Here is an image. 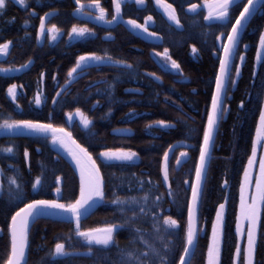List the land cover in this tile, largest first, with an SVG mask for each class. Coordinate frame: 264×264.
<instances>
[{
	"label": "trees",
	"instance_id": "obj_1",
	"mask_svg": "<svg viewBox=\"0 0 264 264\" xmlns=\"http://www.w3.org/2000/svg\"><path fill=\"white\" fill-rule=\"evenodd\" d=\"M205 1L209 0H164L175 11L177 25L156 0H144L142 6L125 1L115 20L113 0H98L105 12L103 21L87 7L96 0H79V4L77 0H26V7L6 0L0 10V44L10 43L7 53L0 56V69L12 71L0 72V124L19 120L50 124L62 128L71 139L61 132L0 129V149H13L0 151V264L9 254V226L17 211L35 200L70 204L80 197V171L59 141L52 144L56 134L65 136L71 147L74 140L84 148L100 170L103 199L81 214L79 230L119 227L108 248L92 246L76 234L74 220L63 218L66 213L48 211L28 229L25 264H178L220 51L247 3L238 0L239 6H230L227 21L208 23L203 10L187 11ZM80 5L83 8L77 12ZM149 17L150 23L146 22ZM41 18L46 28L55 26L61 32L55 42L40 34ZM129 20L147 31L134 28ZM74 26L87 28L91 34L69 42ZM261 34L264 4L234 51L199 202L197 244L189 264H206L221 204L220 264H234L240 183L264 102V50L256 63ZM165 50L179 65L178 73L168 72L155 60L154 55ZM81 56L100 59L86 61L69 77ZM13 85L21 88L14 101L7 95ZM77 110L90 121L87 127L76 119L68 122L67 116ZM158 121L168 126L161 127ZM121 150L135 152L138 160L105 163L99 158L102 152ZM182 153L186 155L180 160ZM13 179L16 184L10 183ZM38 179L40 184L34 189ZM169 217L177 221V227L164 224ZM58 243L64 244L67 255H54ZM127 253L133 254L132 260ZM238 264H243L242 256ZM254 264H264V204Z\"/></svg>",
	"mask_w": 264,
	"mask_h": 264
},
{
	"label": "snow or ice",
	"instance_id": "obj_2",
	"mask_svg": "<svg viewBox=\"0 0 264 264\" xmlns=\"http://www.w3.org/2000/svg\"><path fill=\"white\" fill-rule=\"evenodd\" d=\"M14 3L19 4L21 7H26V0H13ZM137 4L143 5L144 0H136ZM79 4V0H77ZM158 6L163 7L166 14L168 15V19L177 23L179 25V21L177 20L175 11L171 9V5L166 4L164 0H156ZM113 4L115 7L116 15L112 17L113 20L117 18L120 13V5L121 0H113ZM264 4V0H247V3L244 4L243 10L240 11L239 17L236 18L235 24L232 25L231 33L228 35V44L224 46V57L220 61V74L216 78V92L212 97V108L208 113L207 126L204 129L203 133V143L200 147V156L199 163L196 166L195 174L196 179L195 182L191 184L192 189V198L191 202L188 205V215H189V223L186 231L185 237V246L183 249V255L180 257V264H187L186 257L189 255L197 235V229L195 227L196 214H197V204L199 197L201 195V187H202V178L205 169V164L207 157L209 155V148L212 142L213 133L215 126L217 124L218 119V111L220 110L221 105V92L225 85V75L228 69L229 56L232 54L233 47L236 44L237 36L239 34L240 28L243 22L256 11L258 5ZM232 5H238V0H215L214 4L206 5L209 7V15L205 17L206 20H225L229 18V8ZM96 8L99 10L100 15L96 17L98 20L105 19L104 9L100 6L98 0L95 2ZM6 7V0H0V10H3ZM83 8V5L77 8V12H80ZM192 11L196 10V6L193 5ZM151 20V17L148 18ZM106 23H111L112 21H105ZM129 24H131L134 28H141V25L136 24L135 21L129 20ZM142 31H147L146 28H142ZM45 31V20L41 18L40 24V34L42 35ZM48 33L52 35L56 33L58 29L53 26L47 29ZM88 31L87 28H72V34L76 36H83ZM152 35V33H149ZM55 35H52V39H55ZM10 43V42H9ZM9 43L0 44V55L7 53L9 48ZM260 49L264 50V34L260 36ZM196 49H193L195 53ZM159 55V53H157ZM262 53H257V59L261 58ZM165 58H167V50L164 53ZM100 57L96 56H81L77 62L76 66L72 68L68 76L72 77L73 74L77 71V69H81L82 66L88 60H99ZM243 59V57H241ZM119 63V62H117ZM27 65H25L26 67ZM173 68H179V65L176 64L175 61L172 62ZM12 71V69H0V72H8ZM237 74H239V69H237ZM235 83V81H233ZM8 94L13 99L16 96V86L13 85L8 89ZM37 105L41 103L40 96H37L35 99ZM77 115L80 116L81 122L85 127H87L90 121L85 117L82 113L77 110ZM161 127H166L163 121H158ZM0 129L7 130L8 132H13L14 130L24 129L30 132H61L64 133L62 128L56 129L53 128L50 124H40L34 123L32 121L27 120H19L0 124ZM257 135L256 140L253 142V152L252 156L249 157L248 160V168L245 169L244 172V184H251L253 177L249 169L257 163L256 158V145L261 141H264V109L261 110L260 120L257 127ZM65 136H68L71 139L68 133H64ZM57 141L61 143V145L65 148V150L72 157L75 162L77 168L80 171V197L74 203L64 204L59 203L56 200H35L31 203L25 205V207L21 208L11 217L10 224V250L9 254L4 261V264H24L26 249L28 247V229L29 224L41 215H47L49 213L44 210H58L64 213H70L71 218L76 222L77 226V235L85 240V242L89 245L95 244L103 246L104 248H108L111 245L113 240V232L114 229L119 227V225H112L110 227L105 228H96L90 231H80V218L82 214V210H87L92 206V202L94 200H102L103 192L101 189V179H100V170L96 166V162L93 158L88 154V152L81 148L80 145L76 144L73 140L71 143L75 145V148L69 147L65 141L57 136H53V143L55 144ZM0 151L11 153L13 151L12 148L0 149ZM25 158L28 157V152L25 151ZM101 157L106 162L112 161H131L134 157H136L135 152H102ZM182 156L186 155V153H182ZM165 159V167L163 169L165 182L168 180V170H167V159L168 153L164 154ZM179 163V161H177ZM11 184H16V181L13 179L10 181ZM57 183H60L59 178H57ZM185 183H188L185 181ZM40 184V180L38 179L33 188L35 189L37 185ZM244 184L241 186V205H240V215L237 218V237L238 240L240 237L246 235V246H241L238 242L235 250V259L234 264L238 261L241 256L243 257V264H253V255L256 250V231L257 224L260 220L261 214V205L264 204V156L259 158V175L255 178V191L254 193L246 196L244 193ZM57 193L60 192V188L56 189ZM113 203H123L122 201H113ZM223 209L224 205L221 204L219 210L216 215V223L213 226V236L212 242L209 245L207 252V261L206 264H220V255H221V233H222V224H223ZM244 221H247V226L245 228ZM164 224L169 228L177 227V221L172 218H166L164 220ZM64 244H56L55 246V256H63L67 255L64 251ZM127 259L132 260L133 254L127 253ZM144 256H147L148 253H143ZM163 260V257H161Z\"/></svg>",
	"mask_w": 264,
	"mask_h": 264
},
{
	"label": "rangeland",
	"instance_id": "obj_3",
	"mask_svg": "<svg viewBox=\"0 0 264 264\" xmlns=\"http://www.w3.org/2000/svg\"><path fill=\"white\" fill-rule=\"evenodd\" d=\"M125 1H134L136 3V5L138 6H142V5H139L137 4L136 0H121V3L125 2ZM215 0H209V1H205V2H202L201 4L199 5H196V10L195 11H192L191 9L193 8V6L189 7L187 9L188 12L190 13H193V12H196L198 10H203L205 12V16H208L209 15V7H207L206 5H212L214 4ZM89 9H91L92 11H94L96 13V17L100 15V12L99 10L96 8L95 4H90L89 6H87ZM105 20V19H104ZM206 20V19H205ZM227 21V19L225 20H217V19H212V20H206V22L208 23H223ZM146 22L150 23V20H147ZM48 28L45 27V31L44 33L42 34L43 36L44 35H47L48 39L50 42H55L57 39H59V37L61 36V32L60 31H57L56 33H53L52 35H55V39H52V35H50L47 31ZM140 29V28H139ZM142 29V28H141ZM91 33L89 31H87L83 36H76L75 34H72V30L70 31V35H69V38H68V41L71 42V41H74V40H77V39H80V38H85V37H88ZM235 51V50H234ZM258 52H261L262 53V50L260 49V44H259V47H258ZM5 54L3 55H0V56H4ZM233 56H234V53H233ZM233 56H232V59H233ZM262 56V55H261ZM154 58L155 60H157V62L160 63V65L165 69L167 70L168 72H171V73H178L179 72V69L177 68H173L172 67V60H170L167 56V58H165L164 56V53L162 54H159V55H154ZM261 60V58L258 60L257 59V54H256V63H259V61ZM231 63H232V60H231ZM230 67H231V64H230ZM230 69V68H229ZM227 81H228V77H227ZM226 85H227V82H226ZM16 86V96L17 94L19 93V91H21V88L18 87L17 85ZM12 87V86H11ZM7 95L8 97L14 101L13 97H10L9 94H8V91H7ZM15 96V97H16ZM262 109H264V102H263V106H262ZM261 109V110H262ZM261 113V112H260ZM67 119H68V122L71 123L73 120H77L82 126L83 123L81 122V118L79 115H77V112L72 114V115H69L67 116ZM259 120H260V115H259V118H258V121H257V126H256V130H257V127H258V124H259ZM85 127V126H84ZM4 130V129H3ZM255 130V133H254V137H253V142L254 140H256V135H257V131ZM57 137H60L62 138L65 142H66V139L64 138L65 136L63 135H55ZM51 142L52 144L53 143V137L51 138ZM58 142V141H57ZM253 142H252V150H251V154L250 156H252V152H253ZM69 145V147H71V145L69 143H67ZM75 148V146H73ZM72 147V148H73ZM122 151V150H121ZM105 152H109V151H105ZM111 152H119V151H111ZM123 152H129V151H123ZM261 156H264V141H261L259 144L256 145V158H257V163L255 165H253L249 171L251 172L252 174V177H253V180H252V183L251 184H244V173L242 175V178H241V183H240V189H239V200H238V208H237V217H236V226H235V233H236V237H237V218L238 216L240 215V205H241V186L242 184H244V193L246 196L254 193L255 191V178L259 175V158ZM99 158L101 161L105 162V163H126V162H136L138 160L137 156L133 158V160L131 161H112V162H106L102 157L101 155H99ZM185 158V155L184 156H180V160H183ZM248 168V162L246 164V167L245 169ZM245 172V170H244ZM38 186V185H37ZM36 186V188H37ZM262 207H263V204L261 205V211H262ZM260 217H261V214H260ZM216 220V218H215ZM260 222V220H259ZM259 222L257 224V231H256V237H258V229H259ZM216 223V222H215ZM244 225H245V228L247 226V221H244L243 222ZM116 230V228L114 229V231ZM198 232H199V229H198ZM114 233V232H113ZM83 239V238H82ZM85 241V240H84ZM240 243L241 246H246V235L243 236V237H240L239 240H238V237H237V243ZM92 246H97V247H103V246H100V245H95V244H92ZM255 253V252H254ZM234 259H235V253H234V258H233V263H234ZM239 260L236 261V264H238ZM253 264H254V255H253Z\"/></svg>",
	"mask_w": 264,
	"mask_h": 264
},
{
	"label": "water",
	"instance_id": "obj_4",
	"mask_svg": "<svg viewBox=\"0 0 264 264\" xmlns=\"http://www.w3.org/2000/svg\"><path fill=\"white\" fill-rule=\"evenodd\" d=\"M263 4L261 5H258L257 8H256V11L254 13H252L242 24L241 28H240V31H239V34L237 36V41H236V44L235 46L233 47V51H232V54L229 56V63H228V69H227V72H226V75H225V85H224V88L222 89V92H221V105H220V110L218 111V119H217V124L215 126V129H214V133H213V138H212V142H211V145H210V148H209V155L207 157V160H206V164H205V169H204V173H203V178H202V187H201V193H202V189H203V186H204V182H205V178H206V174H207V170H208V166H209V162H210V159H211V153H212V149H213V145H214V141H215V137H216V133H217V129H218V126H219V122L221 120V116H222V111H223V105H224V99H225V89H226V82H227V77H228V73H229V68H230V64H231V60H232V56H233V53H234V50L236 48V45L238 43V40L242 34V32L244 31L245 27L248 25V23L251 21V19L258 13L259 9L261 8ZM243 10V9H242ZM239 17V15H238ZM237 17V18H238ZM235 24V21L234 23ZM232 24V25H233ZM231 30H232V26L224 40V43L222 45V48H221V51H220V57H219V63H218V69H217V74H216V78L217 76L220 74V61L221 59H223L224 57V46L228 44V35L231 33ZM216 78H215V83H214V89H213V94H212V97L213 95L215 94L216 92ZM211 108H212V98H211V102H210V106H209V110H208V113L211 111ZM207 120H208V115H207ZM206 126H207V122H206ZM205 126V128H206ZM202 143H203V139H202ZM202 145V144H201ZM199 156H200V151H199V155H198V159H197V163H196V166L197 164L199 163ZM195 170H196V167H195ZM195 179H196V174L194 172V176H193V180H192V183L195 182ZM191 183V184H192ZM191 198H192V189L190 187V194H189V201H188V205L189 203L191 202ZM200 198H201V195L199 197V200H198V204H197V214H196V221H195V227L196 229L198 230V221H197V217H198V208H199V202H200ZM97 200H94L92 202V206L89 207L86 211L85 210H82V213L83 214H86V212L95 206ZM45 212H48V211H58V210H44ZM48 215V214H47ZM43 216H46V215H41L39 217H37L36 219H34L30 224H29V227L39 218L43 217ZM63 218L65 219H72L71 218V214L70 213H66ZM73 220V219H72ZM75 222V221H74ZM188 223H189V215H188V206H187V215H186V231H187V227H188ZM11 224V222H10ZM75 228L77 229V226H76V222H75ZM9 229H10V226H9ZM9 235H10V231H9ZM197 238H198V231H197V235H196V238H195V242H194V245L189 253V255L186 257V261H187V264L190 263L191 259H192V256L194 254V251H195V248H196V244H197ZM183 255V253H182ZM26 263V256H25V261H24V264ZM178 264H180V260L178 262Z\"/></svg>",
	"mask_w": 264,
	"mask_h": 264
}]
</instances>
